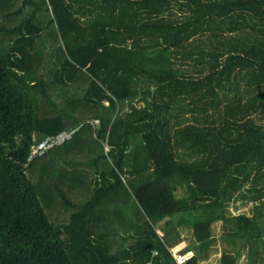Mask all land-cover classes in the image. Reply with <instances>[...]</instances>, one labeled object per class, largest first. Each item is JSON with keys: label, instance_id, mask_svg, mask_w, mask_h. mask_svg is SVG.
Returning a JSON list of instances; mask_svg holds the SVG:
<instances>
[{"label": "trees", "instance_id": "obj_1", "mask_svg": "<svg viewBox=\"0 0 264 264\" xmlns=\"http://www.w3.org/2000/svg\"><path fill=\"white\" fill-rule=\"evenodd\" d=\"M218 221L264 264V0H0V264H200Z\"/></svg>", "mask_w": 264, "mask_h": 264}, {"label": "rangeland", "instance_id": "obj_2", "mask_svg": "<svg viewBox=\"0 0 264 264\" xmlns=\"http://www.w3.org/2000/svg\"><path fill=\"white\" fill-rule=\"evenodd\" d=\"M252 203L243 201H233L229 204V211L238 213L241 211L251 212ZM214 241L210 249V254L207 258L200 261V264H217L223 248L227 245V241L222 236L221 222L218 221L213 225ZM182 236L185 238L182 246L192 244V230L185 227L182 230ZM239 264H245V261L241 260Z\"/></svg>", "mask_w": 264, "mask_h": 264}, {"label": "built area", "instance_id": "obj_3", "mask_svg": "<svg viewBox=\"0 0 264 264\" xmlns=\"http://www.w3.org/2000/svg\"><path fill=\"white\" fill-rule=\"evenodd\" d=\"M74 130H63L55 135H49L42 139L41 141L37 142L32 147V151L30 153L29 159H32L36 155L42 154L44 151L52 148L53 146L64 142L65 140L69 139ZM154 255H159V251L157 249L154 250ZM174 261L176 264H183V254L180 252H173ZM179 258V259H177ZM123 264H167L164 262H156L153 259H150L145 262H132L126 261Z\"/></svg>", "mask_w": 264, "mask_h": 264}, {"label": "clouds", "instance_id": "obj_4", "mask_svg": "<svg viewBox=\"0 0 264 264\" xmlns=\"http://www.w3.org/2000/svg\"><path fill=\"white\" fill-rule=\"evenodd\" d=\"M177 259H179V258H177Z\"/></svg>", "mask_w": 264, "mask_h": 264}]
</instances>
